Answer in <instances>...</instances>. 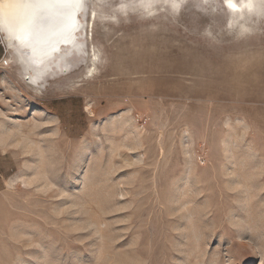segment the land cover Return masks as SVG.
I'll list each match as a JSON object with an SVG mask.
<instances>
[{
  "label": "rangeland",
  "instance_id": "obj_1",
  "mask_svg": "<svg viewBox=\"0 0 264 264\" xmlns=\"http://www.w3.org/2000/svg\"><path fill=\"white\" fill-rule=\"evenodd\" d=\"M145 2L82 0L89 77L5 36L0 264H264V14Z\"/></svg>",
  "mask_w": 264,
  "mask_h": 264
},
{
  "label": "bare ground",
  "instance_id": "obj_2",
  "mask_svg": "<svg viewBox=\"0 0 264 264\" xmlns=\"http://www.w3.org/2000/svg\"><path fill=\"white\" fill-rule=\"evenodd\" d=\"M145 1L146 8L148 9L147 12L157 9L159 6L167 8L177 7L179 4V0ZM204 1L209 2L210 0ZM81 3L82 0H0V24L4 30L6 40L10 45L9 53L11 58L15 60L17 64L21 65L25 57H31L38 52L43 53L45 51V54L47 51L52 52L51 48L53 47L55 52H52V54L56 57L55 61L57 62L59 58L67 57L70 47L75 44H84L86 45V51H81L88 54L89 60L92 62L86 74L87 77L93 76L96 70H98L96 66V64H98V53L93 50L92 55L90 54V50L92 49L88 50L89 41L85 40L84 28L81 27L79 17L77 18L75 15ZM224 3L230 8L228 9L227 6V8L224 7L229 11L230 20L232 21L239 19L245 21L248 16L264 14V0H224ZM93 11L92 16L89 18L94 23L97 15L95 9ZM30 14L38 18V24L35 25V29L37 27L43 29L42 31H38V33L33 30L34 33H37L38 40H31L30 34L32 33L27 30V17ZM36 41L43 43L45 47L37 50L36 44L38 42ZM15 42H20L24 46L23 49L27 50L25 54L21 49L14 46ZM72 59L73 58H71V60ZM49 60H52V58ZM45 63H47V71L49 70L51 73L56 72V66H52V64L48 62ZM28 70H32V68ZM38 80L39 79H37V81ZM87 110L92 113L88 106ZM0 141L3 140L0 139Z\"/></svg>",
  "mask_w": 264,
  "mask_h": 264
},
{
  "label": "crops",
  "instance_id": "obj_3",
  "mask_svg": "<svg viewBox=\"0 0 264 264\" xmlns=\"http://www.w3.org/2000/svg\"><path fill=\"white\" fill-rule=\"evenodd\" d=\"M8 49L5 40V33L0 24V61L7 55Z\"/></svg>",
  "mask_w": 264,
  "mask_h": 264
},
{
  "label": "water",
  "instance_id": "obj_4",
  "mask_svg": "<svg viewBox=\"0 0 264 264\" xmlns=\"http://www.w3.org/2000/svg\"><path fill=\"white\" fill-rule=\"evenodd\" d=\"M76 17L78 18V16L80 15V11H78L76 14ZM43 29L42 28H39V27H37L36 29H35V31L38 33V31H42Z\"/></svg>",
  "mask_w": 264,
  "mask_h": 264
}]
</instances>
